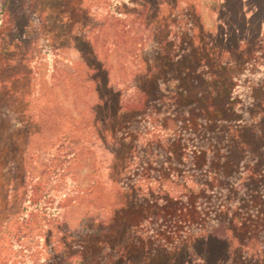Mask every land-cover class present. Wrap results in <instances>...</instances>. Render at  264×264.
<instances>
[{
	"label": "rangeland",
	"instance_id": "1",
	"mask_svg": "<svg viewBox=\"0 0 264 264\" xmlns=\"http://www.w3.org/2000/svg\"><path fill=\"white\" fill-rule=\"evenodd\" d=\"M88 62L103 98L98 121L88 113L99 99L84 81ZM138 84L149 109L113 116L144 103ZM212 90L252 145L240 167L227 165L241 155L237 141L213 133L203 112ZM180 93L175 110L185 115L168 124ZM179 117H195L196 131ZM175 133L186 135L171 144ZM250 161L264 170V0H0V264H264V228L244 238L248 256L224 226L186 252L160 255L149 238L175 229V208L199 182L208 183L202 210L217 223L230 194L204 170L223 171L229 189ZM56 166L64 179L44 198ZM151 197L165 211L155 207L146 224ZM241 210L255 218L264 207Z\"/></svg>",
	"mask_w": 264,
	"mask_h": 264
},
{
	"label": "trees",
	"instance_id": "2",
	"mask_svg": "<svg viewBox=\"0 0 264 264\" xmlns=\"http://www.w3.org/2000/svg\"><path fill=\"white\" fill-rule=\"evenodd\" d=\"M136 33H138V30H135ZM92 53H95L96 50L93 47V49H91ZM87 66H89L88 69V73H85V78L84 81L85 82H90L93 84H96V92L98 94V96L100 95V91H99V87H98V80L97 77H95L94 75H92V70H93V65L86 63ZM135 77V81L137 80L136 75H134ZM67 79H69V77H67ZM76 82H81L82 79H76ZM80 87H82L83 84L77 83ZM76 83H73L72 85H77ZM138 87V90L140 92L143 93L144 95V103H135L133 101H131V103L128 104H123L121 109L118 112H115L113 114V116H116L117 113H121L122 111H128L131 109L134 110H139L141 107H145L148 108L150 107V105H148V102L150 104L151 102V96L149 95L148 91L142 89V87L138 84L136 85ZM155 88H157V91L161 89L160 85H154ZM182 94L180 93L177 97H171V105L172 106H167L168 107V111H166L164 114L167 115V119L166 121H168V124H170V122H175L174 120L176 119V117H178V112L180 114L181 109L177 112V109L175 110V107H182V100L181 97ZM184 98V96H183ZM182 98V99H183ZM221 97H219V93L217 90H212L210 91L209 95H207L204 98L205 101V109L203 110V112L205 111L206 113L210 114L213 116L212 119V125L213 133L222 135L221 129H225L222 130L224 131L229 137H231V139L234 140V143L237 141L238 143V148L237 149H241V154L240 156L234 157V159L228 161L227 165L228 168L230 167H240V163L241 162H246L249 161L247 160V156L251 153V143L248 142H244L242 143V141H240V133L242 131V123H237L234 127L233 123L230 122L229 119V115L233 113L232 108L228 106L229 103H226L223 99H220ZM91 98H89L90 101ZM158 100V99H157ZM156 98L153 100V102L157 101ZM89 101H85L87 103V105H89ZM103 98L101 96H99V99L97 101V103H93L89 105V114L90 116H93L94 119L96 117L97 121L99 120V113L101 110V107H103ZM135 103V104H134ZM154 104V103H153ZM186 111H181V116L185 115ZM192 112V111H191ZM194 116V115H192ZM184 117V116H183ZM183 117H179L182 126V129L185 130H189L191 132H188L189 134H193L197 128H194L193 125L196 124V122H193V118L195 117H185L186 120H184ZM229 120V127L223 126L222 123H225ZM185 123V124H183ZM167 124V125H168ZM234 127V128H233ZM223 132V133H224ZM124 137L122 138V141H125L127 139H129L131 137V134L129 131H126V133H124ZM176 134V133H175ZM186 134H176L173 138H171V144L174 142L179 141L180 139L179 137H184ZM224 135V134H223ZM187 139V138H186ZM181 144V143H180ZM206 152H208V149H206ZM238 152V151H237ZM250 157V156H249ZM198 156H195V159H197ZM236 161H237V165H236ZM257 162V161H256ZM256 162H247V165H244V174H246V177H244L242 179V181H240L238 184L236 185H231L229 189H226V184L224 183V181L227 179V177H224V173L221 170H212L211 167H209V169H205L204 172H208L207 176L210 177L211 182H214L213 184L218 187V188H222L224 186L223 189V194L222 196L225 195V192L228 190V193L230 194V196L228 197L227 201L225 203H221V205H219V207L216 209L217 213L219 215V217H214V219L216 220L217 223H210L208 220V218H206V214L207 212L202 210V204H200V196L202 195V193L204 192V190H206L205 188H207L208 183H202L199 182L198 184V189L197 190H191L188 193H185L183 195V198H185L187 202L186 205H184L183 207H181L180 205L183 203L182 200H180V205H177L178 207L175 208V214L173 216V221L174 223H176V227L175 229L171 228V229H167V228H162V229H155L153 228L152 232V236H150L149 238L151 239L150 244H157L156 246L158 247V253L161 254H165V253H169V252H186L187 250H190V248L194 247V241H196L198 238H203V239H208V237H210L211 235H213V233H215V229L217 227H222L224 226L225 228H228V232L232 233L231 239L235 242L236 245V250L235 251H240L241 256L242 254L248 256V253L244 252L245 248H249L250 244H251V240L250 241H245L244 238L248 235L252 236L251 238H253L255 232H262V228H264V211H262L259 215L255 216V218L252 217L251 213L247 212L244 214L243 210L241 209H251L252 206L256 205V208H262L264 207V186L261 185L262 182H264V171L263 169L259 168V165L256 164ZM226 163V161H225ZM67 165H64V167H66ZM63 167L62 166H56V169L53 170V172L51 173L48 182L46 183L45 187H44V198H49L52 194V192H54L56 189L59 188V186L57 185V182L62 181L64 178L63 175V170H61ZM177 172L179 174H181L179 177L181 178V180L186 179L187 177H189V175L181 170H177ZM162 177H160L161 179ZM168 178V177H167ZM182 183V182H181ZM185 182H183L184 184ZM224 184V185H223ZM242 188V192L240 195H238L239 190H241ZM227 196V195H225ZM224 196V197H225ZM243 196H248V199L243 198ZM154 199H152L151 197V201H148V205L144 207V211H145V218L144 221L149 222V223H153V210L154 208H158V214L160 213L159 211H165L164 206L162 205H158V207L154 204ZM193 200V201H190ZM160 207V208H159ZM199 207V208H198ZM37 210L39 208H36ZM259 210V209H258ZM258 213V212H257ZM156 214V213H155ZM157 214V215H158ZM203 214H205L203 216ZM68 216V214H67ZM71 214L69 215V218ZM208 217V216H207ZM252 217V218H251ZM253 219V220H252ZM69 225H71V221L69 220ZM251 222V223H250ZM193 225H197V229L196 231L192 230ZM146 225H144L145 227ZM151 228V227H150ZM197 235V236H196ZM242 235V236H241ZM230 236V235H229ZM184 237L186 240H184ZM243 237V238H242ZM158 241V242H156ZM188 242V246L187 244H184V242ZM141 244H144L143 241L140 242ZM189 243L191 245H189ZM232 243V244H233ZM231 244V245H232ZM144 246V245H143ZM189 246H191L189 249H187ZM260 255L262 254L264 255V249H260L259 250ZM246 259V258H245Z\"/></svg>",
	"mask_w": 264,
	"mask_h": 264
}]
</instances>
